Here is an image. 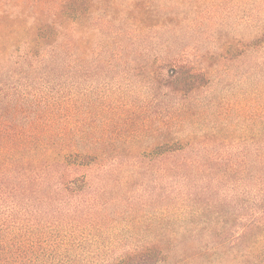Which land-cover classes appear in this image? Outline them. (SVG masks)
<instances>
[{
	"label": "trees",
	"instance_id": "16d2710c",
	"mask_svg": "<svg viewBox=\"0 0 264 264\" xmlns=\"http://www.w3.org/2000/svg\"><path fill=\"white\" fill-rule=\"evenodd\" d=\"M0 264H264V0H0Z\"/></svg>",
	"mask_w": 264,
	"mask_h": 264
},
{
	"label": "rangeland",
	"instance_id": "374dc122",
	"mask_svg": "<svg viewBox=\"0 0 264 264\" xmlns=\"http://www.w3.org/2000/svg\"><path fill=\"white\" fill-rule=\"evenodd\" d=\"M238 79H240V78H237L236 80H238ZM249 86H250V84H237L236 87L233 88L234 91L230 90L229 103L230 104L234 103L233 106H235L237 109L242 110V112H245L246 114L253 115L256 111V105H255L256 97L253 95L254 94V87L251 85L252 88L249 89V88H247ZM250 92H251V94H246V93H250ZM232 95H233V97H231ZM246 96L249 97L250 101L247 100ZM247 111H251V112L247 113ZM244 190L251 192V188L248 187V189L242 188V190H238V191H232L231 192V190H230L228 195L233 196L234 194H240L241 198H238V202L240 203V206L237 209V212L239 215H241L243 217H250V214L252 212V206H253L252 199H255V198H246L247 195H246V192ZM253 195H254V192L251 194V197ZM242 202H243L244 206H242Z\"/></svg>",
	"mask_w": 264,
	"mask_h": 264
}]
</instances>
